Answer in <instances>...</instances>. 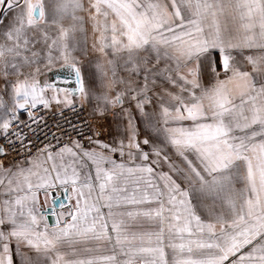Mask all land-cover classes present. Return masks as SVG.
<instances>
[{
  "label": "snow or ice",
  "instance_id": "obj_1",
  "mask_svg": "<svg viewBox=\"0 0 264 264\" xmlns=\"http://www.w3.org/2000/svg\"><path fill=\"white\" fill-rule=\"evenodd\" d=\"M0 141V264H264V0H0Z\"/></svg>",
  "mask_w": 264,
  "mask_h": 264
},
{
  "label": "built area",
  "instance_id": "obj_2",
  "mask_svg": "<svg viewBox=\"0 0 264 264\" xmlns=\"http://www.w3.org/2000/svg\"><path fill=\"white\" fill-rule=\"evenodd\" d=\"M81 117L87 118L85 113H80ZM65 117L71 121V122H75L77 120L76 116H73L71 111H65ZM49 123H51V120H49ZM61 123H63V120H61ZM0 143H2V141H0Z\"/></svg>",
  "mask_w": 264,
  "mask_h": 264
},
{
  "label": "crops",
  "instance_id": "obj_3",
  "mask_svg": "<svg viewBox=\"0 0 264 264\" xmlns=\"http://www.w3.org/2000/svg\"><path fill=\"white\" fill-rule=\"evenodd\" d=\"M50 76L52 75V74H49Z\"/></svg>",
  "mask_w": 264,
  "mask_h": 264
}]
</instances>
